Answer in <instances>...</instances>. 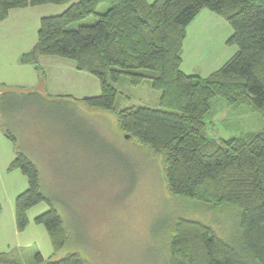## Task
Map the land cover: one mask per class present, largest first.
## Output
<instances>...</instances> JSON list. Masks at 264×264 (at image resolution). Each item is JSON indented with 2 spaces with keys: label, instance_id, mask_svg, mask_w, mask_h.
I'll list each match as a JSON object with an SVG mask.
<instances>
[{
  "label": "trees",
  "instance_id": "trees-1",
  "mask_svg": "<svg viewBox=\"0 0 264 264\" xmlns=\"http://www.w3.org/2000/svg\"><path fill=\"white\" fill-rule=\"evenodd\" d=\"M45 4L67 7L40 19L36 42L19 61L35 64L40 57L55 56L94 76L100 93L80 101L115 113L123 133L162 155L171 197L211 211L231 208L237 215V233L230 243L197 220L173 221L165 264H264V127L217 141L208 139L204 120L214 98L264 116V0H0V21L12 9ZM204 9L229 23L227 44L237 51L206 77L187 75L180 69L186 29ZM88 16L96 21L68 28ZM122 79L133 87L147 82L160 91L158 107L115 111L114 84ZM0 126L16 145L8 170L18 169L27 179V188L14 201L16 228L23 231L27 210L46 202L48 210L34 221L44 226L57 253L68 241L63 221L42 191L38 168L20 150L16 134ZM85 263L76 252L59 260L36 252L31 264ZM0 264L21 263L2 256Z\"/></svg>",
  "mask_w": 264,
  "mask_h": 264
},
{
  "label": "rangeland",
  "instance_id": "rangeland-1",
  "mask_svg": "<svg viewBox=\"0 0 264 264\" xmlns=\"http://www.w3.org/2000/svg\"><path fill=\"white\" fill-rule=\"evenodd\" d=\"M105 6L98 11L103 12ZM66 7L48 4L14 9L7 17L15 18L9 29L22 22L21 33L0 41V49L9 54L10 50L17 53L27 49L36 41L40 19L57 15ZM95 21L94 16H88L68 28ZM231 33L226 20L202 10L187 28L182 70L200 77L216 71L236 50L235 45L227 44ZM7 57L0 55V68L10 63L11 56ZM47 57L60 62L54 65L52 59L48 61V72L56 77L57 85L50 84L53 91H72L77 98L100 93L99 81L89 73L76 71L71 60ZM114 87L118 92L115 111L131 106L158 107L160 91L147 82L133 87L122 79ZM44 88L39 81L26 92L0 89V123L17 133L25 149L28 146L39 152L35 156L38 152L28 150L37 163L42 191L51 199L68 234L67 243L55 254L48 234L44 238L41 232L32 231L36 243L25 250L31 261L39 251L45 259L51 256L53 260L76 252L85 264H165L168 228L181 217L204 223L228 243L235 239L234 210L211 211L204 205L171 197L165 185L162 155L123 133L115 113L88 108L66 96H47ZM218 102L226 107L213 118ZM205 121L208 139L217 141L260 132L264 127L263 114L245 105H229L221 98L213 100ZM22 178L25 188L26 177ZM11 182L14 189L21 186L17 178ZM47 205L38 203L30 214ZM32 226L46 232L35 221Z\"/></svg>",
  "mask_w": 264,
  "mask_h": 264
},
{
  "label": "crops",
  "instance_id": "crops-1",
  "mask_svg": "<svg viewBox=\"0 0 264 264\" xmlns=\"http://www.w3.org/2000/svg\"><path fill=\"white\" fill-rule=\"evenodd\" d=\"M144 1L147 4H151L154 0H151V1L144 0ZM45 5H48V4H45ZM13 10L14 9L9 11L8 17ZM13 21H15V18H6L3 21H0V41L4 42L8 40L9 38H11L13 35H15L17 32L21 33V29H22L21 27H23L22 22H19L18 25H14V26L12 25V28L9 29V25ZM186 33H187V29H186ZM35 42L30 43L27 49H21V51H18L17 53L9 49L11 51V53L9 54L8 53L9 51L7 50L3 51L2 49H0V55H5L6 57L9 55L11 56L10 63L1 64L2 68H0V89H4L6 91H13L16 93L26 92V91H30L31 90L30 88L36 87L39 84V81H43V83L45 84L44 92L47 94V96H50V97H65L66 96L74 100L80 101V99L82 98L75 97L72 91L71 92L69 91L67 93H62V92L53 91L52 88L54 87H50V84H52L53 82L55 83V85L57 84H56V81L54 80L56 77L53 78L54 74L53 73L50 74L48 72V69H47L48 61L52 59L51 60L52 64L60 65V62H58L57 59L48 58L47 56H43V57H40L38 59V62L35 64L21 63L19 61L20 57L24 53H27L32 48V46L35 44ZM183 46H184V42H183ZM236 51H237V47H236V50L233 52V54ZM181 59H182V62H181L180 69L182 72H184L182 70V64L184 63L183 47L181 51ZM73 66L76 71H79L75 68L74 62H73ZM79 72H84V71H79ZM184 73L187 75H198L194 73H189L188 71H185ZM69 80H72V79H69ZM215 99L217 98L212 99L208 113L210 112L211 107H212V102ZM225 107L226 106H224L222 103L218 102L216 104L215 111L212 117L216 118L219 112L224 110ZM207 114L205 115V118ZM14 133L17 136V133L15 131ZM18 143L21 144L19 141ZM20 146H22V144ZM15 147H16L15 143H13L7 137L5 131L0 126V258L2 256H12L18 259V261L21 264H31L32 263L31 255L30 256L29 254L27 255L25 253V250L28 247H30V245L36 243V240H35L36 238L33 237L32 231L41 232L40 234H42V237L44 238H46V233H47L46 229H45L46 232L44 233V231L41 230L40 226L33 227L32 225L34 223L35 217L47 211L49 206L47 205L46 208H43V207L36 208V210L32 214H30V211L34 209V207H37V204L29 208L26 212L28 225L21 232L17 230L16 221H15V212H14V201H15L16 196L27 188V185L24 188L25 185L23 184V178H22V176L24 175L18 169L8 170L9 164L15 157ZM21 150L37 166L36 161L32 158L30 151H28V150H31V152L33 151L38 152L37 149L36 148L31 149L27 146L26 149L23 147V149ZM37 155H39V152L35 156ZM12 178H17L21 180V186L18 189H14L13 186H11ZM26 182H27V179H26Z\"/></svg>",
  "mask_w": 264,
  "mask_h": 264
}]
</instances>
